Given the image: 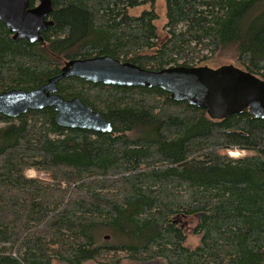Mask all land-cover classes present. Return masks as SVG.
Listing matches in <instances>:
<instances>
[{
    "label": "trees",
    "instance_id": "trees-1",
    "mask_svg": "<svg viewBox=\"0 0 264 264\" xmlns=\"http://www.w3.org/2000/svg\"><path fill=\"white\" fill-rule=\"evenodd\" d=\"M51 1L42 42L15 40L0 21V93L98 56L152 71L228 59L264 81V0H164V39L156 0ZM58 94L113 133L61 127L52 108L0 116V264H264V120H213L159 87L69 77ZM193 216L196 248L180 223Z\"/></svg>",
    "mask_w": 264,
    "mask_h": 264
},
{
    "label": "water",
    "instance_id": "water-1",
    "mask_svg": "<svg viewBox=\"0 0 264 264\" xmlns=\"http://www.w3.org/2000/svg\"><path fill=\"white\" fill-rule=\"evenodd\" d=\"M51 0H0V21L15 40L42 42V32L53 25ZM76 77L91 83L120 87H159L178 101L206 110L213 120H222L245 110L264 120V81L234 65L209 67L143 69L109 56L75 59L42 87L26 91L14 89L0 93V116L16 119L29 111L52 108L59 126L111 134L113 125L78 98L58 94V83ZM109 237H106L108 239Z\"/></svg>",
    "mask_w": 264,
    "mask_h": 264
},
{
    "label": "rangeland",
    "instance_id": "rangeland-1",
    "mask_svg": "<svg viewBox=\"0 0 264 264\" xmlns=\"http://www.w3.org/2000/svg\"><path fill=\"white\" fill-rule=\"evenodd\" d=\"M150 9H151V7L149 5L140 6L138 8L131 10L130 14L132 16H139L143 11L150 10ZM155 10L159 16L158 21L156 23L158 26V33H159L160 39H164V37L166 36V31H165L164 27H165L166 22H167L165 1L164 0H156ZM206 65L209 66L210 68L219 69V68H222L225 66L228 67V65H235V63L232 60H228V59H220V60L211 59L210 61L207 62ZM0 126H1V123H0ZM231 154H233L235 156H232ZM229 155L233 158H240V157L246 156L247 152H245V151H230ZM27 175L29 177L38 176L33 171H29L27 173ZM40 177H42V179H45L44 176H42V175ZM180 223H181V225H182V227H183V229L187 235L186 246H188L190 248L198 247L200 245L201 236L196 235L195 230L199 225V217L193 216V217H189V218H183L180 220ZM107 235H109V234L106 231H104V234H102V237L106 238ZM105 241L110 242L111 238H108ZM85 264H96V263L90 261V262H87ZM121 264H166V262H165V260H162V259L154 260V261L147 262V263H140V262L125 260Z\"/></svg>",
    "mask_w": 264,
    "mask_h": 264
},
{
    "label": "bare ground",
    "instance_id": "bare-ground-1",
    "mask_svg": "<svg viewBox=\"0 0 264 264\" xmlns=\"http://www.w3.org/2000/svg\"><path fill=\"white\" fill-rule=\"evenodd\" d=\"M10 30V29H9ZM232 156H235V155H233V154H231Z\"/></svg>",
    "mask_w": 264,
    "mask_h": 264
},
{
    "label": "flooded vegetation",
    "instance_id": "flooded-vegetation-1",
    "mask_svg": "<svg viewBox=\"0 0 264 264\" xmlns=\"http://www.w3.org/2000/svg\"><path fill=\"white\" fill-rule=\"evenodd\" d=\"M39 2H40V0H39ZM248 110V109H247ZM249 111V110H248Z\"/></svg>",
    "mask_w": 264,
    "mask_h": 264
}]
</instances>
